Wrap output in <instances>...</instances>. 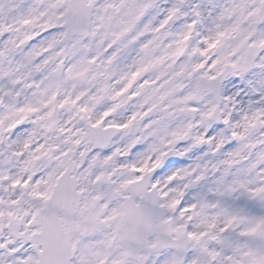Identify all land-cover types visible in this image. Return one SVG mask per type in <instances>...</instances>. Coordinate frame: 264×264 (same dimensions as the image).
I'll return each instance as SVG.
<instances>
[{"label":"snow or ice","instance_id":"6c2138e0","mask_svg":"<svg viewBox=\"0 0 264 264\" xmlns=\"http://www.w3.org/2000/svg\"><path fill=\"white\" fill-rule=\"evenodd\" d=\"M0 264H264V0H0Z\"/></svg>","mask_w":264,"mask_h":264}]
</instances>
